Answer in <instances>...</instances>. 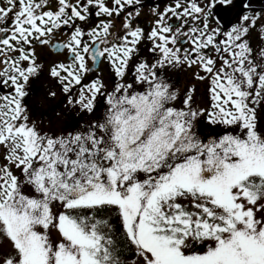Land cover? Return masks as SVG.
Listing matches in <instances>:
<instances>
[{"label": "snow or ice", "instance_id": "1", "mask_svg": "<svg viewBox=\"0 0 264 264\" xmlns=\"http://www.w3.org/2000/svg\"><path fill=\"white\" fill-rule=\"evenodd\" d=\"M143 7L0 0V264H264V16L169 0L145 31ZM44 46L72 130L26 101Z\"/></svg>", "mask_w": 264, "mask_h": 264}, {"label": "flooded vegetation", "instance_id": "2", "mask_svg": "<svg viewBox=\"0 0 264 264\" xmlns=\"http://www.w3.org/2000/svg\"><path fill=\"white\" fill-rule=\"evenodd\" d=\"M233 2L237 5H240L241 0H233ZM141 3L144 5V7L142 8L141 14L140 16L137 18L136 23L139 24V26L143 27L145 29V31H147L150 28L151 22L154 19V17H152L151 15V8L159 5V7L162 9L163 7H165L168 3L169 0H141ZM243 3H248L251 5V7L249 9H243V11L248 12L249 14H260L261 16H264V0H243ZM225 7L228 6H221V5H217V8L214 9V12L216 13L214 16H212L210 18V23H212L213 25H215V22L217 20L220 21V26L222 28L224 27H228L230 28L233 24L236 23V12L240 11L241 9L238 7L236 10H234V12L232 13H226L223 9ZM96 21V18L93 17L92 18V22L94 23ZM85 27H87V25H85ZM113 33H117L120 32V25L116 24V26L113 28ZM259 32V28L256 29V32L253 33V37H252V42H253V46L256 45L257 43V36L256 33ZM122 34V32H121ZM67 37L63 34H55L53 37V44L59 42V43H63L64 41H66ZM140 49H141V57H148L149 60L151 61V54L148 53L146 51V45L141 44L140 45ZM36 53L38 56V63H43L44 64V72L42 75L47 77V70L49 68V66L54 62V61H64L65 57H66V53H57L52 51L50 46H44L43 48L41 47H37L36 48ZM2 67V66H0ZM100 69H101V73L104 79L105 84H109L110 85V77H109V70L107 68V66L105 64H101L100 65ZM131 73V68L129 69V74ZM94 74H89L88 80H90L91 78H93ZM88 80L84 81V82H88ZM51 85V86H50ZM180 87H183V84H180ZM53 88H56L57 91V95L63 97L59 91V89L56 87L55 83L53 81H48V83H46V87L44 88L46 91L43 92V94H45L48 97V92L49 90H52ZM204 91V89H202ZM3 91L6 90H0V93H2ZM204 92H197V97H202ZM31 93H29V96L26 97V101H28L29 97H31ZM64 100V97H63ZM99 100V98H98ZM204 99H198L197 103H201ZM205 104V101L203 102V105ZM75 113H78L75 110ZM79 114V113H78Z\"/></svg>", "mask_w": 264, "mask_h": 264}, {"label": "rangeland", "instance_id": "3", "mask_svg": "<svg viewBox=\"0 0 264 264\" xmlns=\"http://www.w3.org/2000/svg\"><path fill=\"white\" fill-rule=\"evenodd\" d=\"M48 78L44 75L38 80H30L31 97H29L27 103L33 114L37 117H43L42 126L45 130H51L54 132H60L63 129L72 130L79 127L83 123V114L75 113V109L69 110L66 105V101L63 97L56 95L53 98L47 97L43 92L46 90V83ZM51 86V85H50ZM52 91H57L53 88ZM200 92H204L202 88ZM204 100L200 103L203 106ZM202 135H207V128L200 127Z\"/></svg>", "mask_w": 264, "mask_h": 264}]
</instances>
